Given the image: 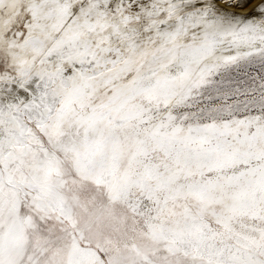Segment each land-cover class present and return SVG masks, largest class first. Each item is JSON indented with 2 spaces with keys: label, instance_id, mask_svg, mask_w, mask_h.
<instances>
[{
  "label": "snow or ice",
  "instance_id": "obj_1",
  "mask_svg": "<svg viewBox=\"0 0 264 264\" xmlns=\"http://www.w3.org/2000/svg\"><path fill=\"white\" fill-rule=\"evenodd\" d=\"M0 264H264V0H0Z\"/></svg>",
  "mask_w": 264,
  "mask_h": 264
},
{
  "label": "rangeland",
  "instance_id": "obj_2",
  "mask_svg": "<svg viewBox=\"0 0 264 264\" xmlns=\"http://www.w3.org/2000/svg\"><path fill=\"white\" fill-rule=\"evenodd\" d=\"M258 2V0H257ZM254 5L252 4H248L245 8L243 9H238V8H232V9H228L229 11H237V12H240V13H246V12H249L251 11V8L253 7Z\"/></svg>",
  "mask_w": 264,
  "mask_h": 264
}]
</instances>
